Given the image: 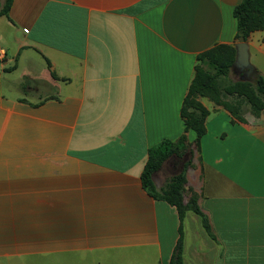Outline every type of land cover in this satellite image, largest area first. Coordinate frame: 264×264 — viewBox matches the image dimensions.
I'll list each match as a JSON object with an SVG mask.
<instances>
[{
    "label": "crops",
    "instance_id": "0c3cea01",
    "mask_svg": "<svg viewBox=\"0 0 264 264\" xmlns=\"http://www.w3.org/2000/svg\"><path fill=\"white\" fill-rule=\"evenodd\" d=\"M241 1H13L0 16V264H169L178 213L141 176L151 148L183 135L212 234L186 214L184 264H264V112L239 121L197 96L201 138L181 116L199 56L239 43ZM246 42L253 81L264 31Z\"/></svg>",
    "mask_w": 264,
    "mask_h": 264
},
{
    "label": "trees",
    "instance_id": "16d2710c",
    "mask_svg": "<svg viewBox=\"0 0 264 264\" xmlns=\"http://www.w3.org/2000/svg\"><path fill=\"white\" fill-rule=\"evenodd\" d=\"M14 0H0V16L9 13ZM237 21L236 39L246 42L254 31H264V0H242L234 9ZM201 63L196 67V75L189 89V93L183 102L181 116L184 120L186 131L192 130L197 138H201L205 132V120L209 112L197 101V96L207 97L216 104L223 106L231 115L244 121L241 116V104L226 101V96L244 98L255 113L264 112V77L257 75L252 82L236 81L222 88L220 79L228 78L232 72V66L236 60V48L232 45H220L201 54L198 58ZM197 145V142H196ZM192 147L186 135L176 141L163 140L157 146L149 150V159L141 176L143 188L155 199L166 202L175 208L179 221V238L174 248L169 264H184L183 260V222L188 212H192L202 219L205 230L211 234L209 221L203 214L198 204V194L192 190V196L187 203L184 202V191L187 184L186 172L192 165V160L186 162L182 171L172 177L167 186L161 191L157 190L154 183V175L163 164L173 155L185 153ZM192 154V151H189ZM182 155V154H181Z\"/></svg>",
    "mask_w": 264,
    "mask_h": 264
},
{
    "label": "rangeland",
    "instance_id": "374dc122",
    "mask_svg": "<svg viewBox=\"0 0 264 264\" xmlns=\"http://www.w3.org/2000/svg\"><path fill=\"white\" fill-rule=\"evenodd\" d=\"M236 81H242V79L238 75H235L234 72H232L228 78H225V79L221 78L220 84H221L222 88H224L226 85L233 83V82H236ZM242 82H244V81H242ZM251 82H252V80H251ZM226 98H229V100L232 102L238 101V103L241 104V108L245 110L244 113H246V112L253 113L254 112V111H252L253 109L250 106V104L247 102L246 99H244V98L239 99L235 96H226ZM189 151H192V154L189 153ZM193 155H194V149H193V147H190V149L187 150L184 154L180 153V155L171 156L163 164L161 169L158 171V173L160 172L158 175L159 187L157 188V186L155 185L157 190L161 191L162 189H164L167 186V184L170 182L172 177L176 176L177 174H179L182 171L184 164L186 162L192 160ZM186 175H187V172H186ZM185 188L186 189L183 193L184 194V202L187 203L192 196V190L193 189L190 187L188 181H187Z\"/></svg>",
    "mask_w": 264,
    "mask_h": 264
},
{
    "label": "water",
    "instance_id": "95a60500",
    "mask_svg": "<svg viewBox=\"0 0 264 264\" xmlns=\"http://www.w3.org/2000/svg\"><path fill=\"white\" fill-rule=\"evenodd\" d=\"M236 60L232 66L235 72H240L243 77L242 81L251 82V78L255 75L253 66L249 58V46L247 42H239L235 45Z\"/></svg>",
    "mask_w": 264,
    "mask_h": 264
},
{
    "label": "built area",
    "instance_id": "2783aa9c",
    "mask_svg": "<svg viewBox=\"0 0 264 264\" xmlns=\"http://www.w3.org/2000/svg\"><path fill=\"white\" fill-rule=\"evenodd\" d=\"M7 58L6 49L0 44V64H3Z\"/></svg>",
    "mask_w": 264,
    "mask_h": 264
},
{
    "label": "flooded vegetation",
    "instance_id": "af4514ba",
    "mask_svg": "<svg viewBox=\"0 0 264 264\" xmlns=\"http://www.w3.org/2000/svg\"><path fill=\"white\" fill-rule=\"evenodd\" d=\"M235 72V71H234ZM240 77H243V75L241 74Z\"/></svg>",
    "mask_w": 264,
    "mask_h": 264
}]
</instances>
